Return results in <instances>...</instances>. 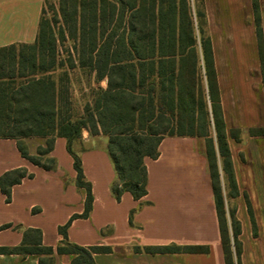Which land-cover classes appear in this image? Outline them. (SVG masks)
Listing matches in <instances>:
<instances>
[{
	"label": "trees",
	"instance_id": "trees-1",
	"mask_svg": "<svg viewBox=\"0 0 264 264\" xmlns=\"http://www.w3.org/2000/svg\"><path fill=\"white\" fill-rule=\"evenodd\" d=\"M58 8L62 21L58 35L43 17V9L34 44L0 48V139L16 140L25 159L49 171L57 166L50 156L56 138H65L77 172L76 185L87 193L81 217L91 210V185L85 181L80 156L72 146L83 139L84 131L108 139L106 149L116 173L111 191L117 200L125 192L136 201L146 196L145 159L159 157L166 136L203 139L224 262L243 264L242 225L236 211L229 213L228 221L219 171L221 163L237 195L213 46L202 27L198 40L190 0H58ZM253 8L259 22L257 0ZM197 17L202 26L205 14L199 12ZM257 35L261 46L259 29ZM67 40L73 44L72 53L63 62L58 48ZM76 62L93 72L98 82L106 81L81 116L72 113L68 72L56 75L65 65L74 69ZM29 138L44 142L34 155L25 143ZM26 178H33L26 168L0 176V191L7 202L12 188ZM248 210L253 217L251 207ZM73 218L58 228L63 239L56 248L44 246L41 230L29 228L19 246L0 247V254L36 255L39 264H55L56 255H69L72 264H94L95 255L113 252L106 245L71 243L68 229ZM143 250L152 255L210 251L202 245Z\"/></svg>",
	"mask_w": 264,
	"mask_h": 264
},
{
	"label": "crops",
	"instance_id": "crops-1",
	"mask_svg": "<svg viewBox=\"0 0 264 264\" xmlns=\"http://www.w3.org/2000/svg\"><path fill=\"white\" fill-rule=\"evenodd\" d=\"M44 3L45 0H0V48L36 42ZM83 139L105 142L102 147L78 154L85 181L91 185L92 206L87 217H81L87 193L76 185L77 172L65 138H56L50 156L57 166L49 171L25 159L16 140L0 139V176L16 168H26L33 174V178L12 188L10 202L0 191V247L19 246L24 231L35 228L41 230L44 246L56 248L63 239L58 228L76 216L68 229L71 243L84 247L103 244L113 249L110 254L95 255L94 264H225L203 139L166 136L160 143L159 157L145 159L147 194L138 201L128 192L120 200L113 195L111 186L116 173L106 149V137L84 131ZM33 140L41 139L25 140L32 155L37 150ZM43 144L41 140L38 146ZM238 184L241 186L239 179ZM245 210L240 203L237 215L242 221V236L248 231L243 223L247 221ZM256 220L264 221V213L256 212ZM5 225L10 227L3 228ZM105 228L109 232L102 236ZM168 245H202L210 251L152 255L143 250ZM71 262L72 256H55V264ZM0 264H39V258L0 254Z\"/></svg>",
	"mask_w": 264,
	"mask_h": 264
},
{
	"label": "rangeland",
	"instance_id": "rangeland-1",
	"mask_svg": "<svg viewBox=\"0 0 264 264\" xmlns=\"http://www.w3.org/2000/svg\"><path fill=\"white\" fill-rule=\"evenodd\" d=\"M257 3L259 22L256 21L253 0H204L202 4L190 0L198 40L201 38L202 27L212 42L228 142L232 144L230 151L237 195L233 192L231 180L224 173L222 164H219L228 221L232 211H236V218L240 221L237 215L239 204L246 207L244 218L247 221L243 223L247 225L248 231H244L246 235L240 237L243 264H264V221L256 220V212L260 215L264 213V134L261 135L264 133V0H257ZM43 9V17L49 22L50 29L58 35L62 26L58 0H48ZM199 12L205 14L202 26L197 17ZM258 29L262 34L261 46L258 43ZM72 45L67 40L58 48L59 59L63 62L69 59ZM62 71H67L70 78L72 113L81 116L84 107L93 102L98 90L106 87V81L98 82L93 72L80 68L77 62L74 69H68L65 65L56 71V75ZM201 73L204 74L202 65ZM202 78L205 86V79ZM40 141L33 140L32 146L38 147ZM105 141L108 142L107 137ZM104 144V140L86 142L82 139L73 142L72 148L79 154ZM248 206L251 207L253 217L249 214ZM108 232V228L103 229L102 236Z\"/></svg>",
	"mask_w": 264,
	"mask_h": 264
}]
</instances>
